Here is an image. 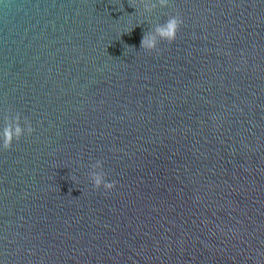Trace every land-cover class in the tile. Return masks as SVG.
<instances>
[{"label": "water", "instance_id": "1", "mask_svg": "<svg viewBox=\"0 0 264 264\" xmlns=\"http://www.w3.org/2000/svg\"><path fill=\"white\" fill-rule=\"evenodd\" d=\"M17 113L0 264H264V0H0V132Z\"/></svg>", "mask_w": 264, "mask_h": 264}, {"label": "clouds", "instance_id": "2", "mask_svg": "<svg viewBox=\"0 0 264 264\" xmlns=\"http://www.w3.org/2000/svg\"><path fill=\"white\" fill-rule=\"evenodd\" d=\"M139 3L143 6L144 12L149 15L157 8V4L161 8L168 6V0H157V3H153L152 0H139ZM130 7L135 8L136 3L133 2ZM182 25L183 19L178 14L170 16L165 23L158 24L153 29L143 34L140 48L148 54L153 52L159 54L157 48L158 44L163 41L171 45L176 40ZM32 133L33 128L26 118L23 121V127L21 126V116L19 113L13 117L5 116L4 128L3 131L0 132V141H2L3 150H10L14 142L18 143L25 134L31 136ZM91 168L90 179L95 189L103 188L105 191L109 192L114 190L116 184L115 182L106 181V174L103 170L102 161H96Z\"/></svg>", "mask_w": 264, "mask_h": 264}]
</instances>
